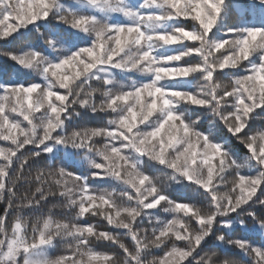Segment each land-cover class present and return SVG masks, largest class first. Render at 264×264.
<instances>
[{"label":"clouds","instance_id":"clouds-1","mask_svg":"<svg viewBox=\"0 0 264 264\" xmlns=\"http://www.w3.org/2000/svg\"><path fill=\"white\" fill-rule=\"evenodd\" d=\"M0 264H264V0H0Z\"/></svg>","mask_w":264,"mask_h":264}]
</instances>
